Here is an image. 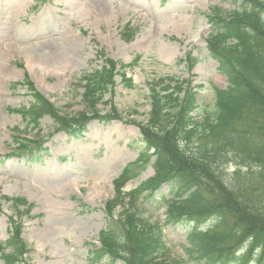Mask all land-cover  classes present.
I'll use <instances>...</instances> for the list:
<instances>
[{
    "label": "rangeland",
    "instance_id": "rangeland-1",
    "mask_svg": "<svg viewBox=\"0 0 264 264\" xmlns=\"http://www.w3.org/2000/svg\"><path fill=\"white\" fill-rule=\"evenodd\" d=\"M237 4L231 0H0L1 243L11 231L9 204L1 197L24 198L33 205L22 222L21 237L33 250L28 264H105L107 258L96 261L94 256L98 234L106 224L104 203L113 195L112 181L143 148L137 128L122 122L94 120L79 135H50L55 125L46 117L40 124L41 148L31 155H15L11 153L12 129L23 130L25 124L8 109L26 107L30 98L10 85L21 81L26 72L56 108L67 114L82 110V89L76 86L83 72L100 68L95 40L116 62L128 64L140 56L139 66L126 70L134 89L118 85L112 98L121 116L136 108L139 116L135 118L144 120L149 111L146 81L159 75L187 78L184 64L175 63L188 54L198 60L190 72L193 84L204 87L197 94V104L211 106L212 89H225L227 81L206 56L210 25L205 15L213 8L227 15ZM108 108L98 106L102 113ZM233 171L231 165L223 167L227 178ZM152 176L148 166L124 190ZM169 190L163 184L158 193L140 203L144 217L158 224L172 256L199 264L186 252L192 225L170 220L159 202ZM206 221L202 227L213 223V219ZM0 264L4 263L0 260Z\"/></svg>",
    "mask_w": 264,
    "mask_h": 264
},
{
    "label": "trees",
    "instance_id": "trees-1",
    "mask_svg": "<svg viewBox=\"0 0 264 264\" xmlns=\"http://www.w3.org/2000/svg\"><path fill=\"white\" fill-rule=\"evenodd\" d=\"M239 1L228 16L218 9L206 15L211 29L207 54L228 81L226 89L212 90L211 106L197 104L202 86L165 75L146 82L149 113L145 123L127 120L113 105L101 114L96 105L105 95L115 93L116 77L124 89H134L126 70L140 60L135 56L129 64L115 62L103 49L97 52L101 68L80 79L84 111L70 119L60 117L25 82L33 102L26 112H16L26 116L28 125L37 126L48 115L59 128L73 134L92 119L130 123L140 131L143 151L114 182V196L105 205L106 224L99 233L96 261L104 257L105 264H184L172 256L161 229L144 217L140 204L167 184L169 195L159 202L170 220L192 225L187 237L189 258L199 264H247L255 257L254 264H264V0ZM128 31L124 34L129 35ZM182 62L190 71L196 60L187 57L176 65ZM129 113L137 115L134 109ZM16 142L19 148L28 147L27 141ZM226 165L234 167L229 178L223 173ZM147 166L153 168L154 176L138 188L122 192L124 184ZM243 169H247L245 173ZM11 204L13 232L0 243V260L27 264L25 257L31 250L19 237L24 214L19 207L27 204L23 199H13ZM117 209L121 210L118 215ZM29 210L30 206L26 214ZM209 219L213 223L202 227ZM239 248L244 252L235 259Z\"/></svg>",
    "mask_w": 264,
    "mask_h": 264
},
{
    "label": "bare ground",
    "instance_id": "bare-ground-1",
    "mask_svg": "<svg viewBox=\"0 0 264 264\" xmlns=\"http://www.w3.org/2000/svg\"><path fill=\"white\" fill-rule=\"evenodd\" d=\"M33 57L35 58V55L33 54ZM116 159H118V158H116Z\"/></svg>",
    "mask_w": 264,
    "mask_h": 264
}]
</instances>
